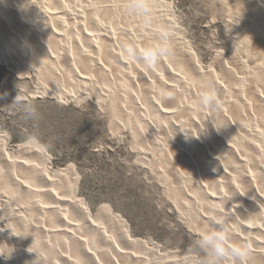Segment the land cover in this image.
Here are the masks:
<instances>
[{"label":"rangeland","instance_id":"1","mask_svg":"<svg viewBox=\"0 0 264 264\" xmlns=\"http://www.w3.org/2000/svg\"><path fill=\"white\" fill-rule=\"evenodd\" d=\"M113 1V4L116 3V8L120 9V13L114 12V15L108 6ZM173 1L70 0L69 2L66 0V4L69 5L68 9L73 8L71 11L73 13V3L79 2L84 10L97 12L100 17L107 20L106 22L111 21L116 28H121L125 33L135 28L134 31L139 36L145 37L147 44L144 42L143 49L146 50L149 59L154 60L153 51H159L161 48L159 52H164L166 57L168 56L170 64L185 77L188 76L187 84L182 83V87L177 88L180 91L171 88L173 80L167 76L164 77L166 84L160 83V86L151 85L149 81L143 80L145 70L149 73V77L156 81L153 74L149 72L151 68L145 60L135 59L133 55L131 56V50L130 69L135 70H123V64L115 59H108L106 53L102 54V60L108 64L109 71L103 70L100 66L98 68L95 63L98 58L95 48L89 47L85 39L81 40L82 46L85 47L82 48L80 42L74 39L79 37V33L83 31L80 26L74 24L72 18L68 20V28L54 21V27L58 26L57 30H62L61 33L64 34L58 40L47 29V23L44 21L45 24L43 19L35 16L34 11L23 10L24 22L27 23L25 24L17 19L16 10L9 0H0V140L6 143L7 151L12 158L16 157L15 159L23 156L17 151L20 146L32 145L41 148L48 157L49 174L67 173L66 179L64 178L66 181L64 179L62 181L63 186H69L68 182L74 185L75 197L87 205L97 220L104 219L102 209L111 210L114 216L126 222L134 239L154 247L161 258L153 264H239L241 257L236 258L233 252L227 251L224 247L225 254L215 251L213 244L217 241L215 239H218L216 236L218 231L210 225L208 227L202 221L204 220L202 214H198L205 211L206 215L212 213V216H218L210 211L211 208L216 207L221 216L219 218L232 226L229 222L231 219L220 211L223 209H218L220 205L209 204L212 200L203 194L205 188L199 191L189 184L190 177L196 175L197 171L189 168L182 158L173 155L175 147L169 144H172V141L179 142L178 134L167 126L168 122L165 119L156 115L149 101L151 92L154 90L155 93L160 92L155 95L156 98L160 97L157 100L162 102L163 106L166 104L176 106L179 102L185 101L189 106L194 103L195 108H200L198 100L204 94H209L214 95V100L209 107L215 108L224 98V92L214 88L213 77L215 76L222 85L229 89V93L232 92L229 98L237 100L244 97V108L246 109L249 103L255 105L257 102L255 100H258L257 91L259 89L264 91V0ZM46 2L52 7L51 0H46ZM126 29L128 30L125 31ZM39 31L46 37L44 39L48 42L47 45H51L48 51L35 42ZM48 39L49 41H46ZM188 52L195 55L203 70L208 71L209 76L198 80L195 73L187 72L188 69L183 60L189 57L186 56ZM223 63L231 68V75L223 73L220 67ZM73 67L91 80L75 75ZM155 67L161 73L159 67L157 65ZM126 71H130V74ZM137 71L140 74H137ZM186 72L189 74L187 75ZM145 85H148L147 88ZM208 88H211L210 91L213 92H210ZM189 90L199 91L201 94L199 99L193 98L192 100ZM219 90L220 93L217 92ZM182 95L183 97H180ZM138 99L148 105L143 104L151 113L150 122L144 117L146 112L139 109ZM25 106H31L34 113L26 111ZM258 106L262 107L261 104ZM247 112L249 119H244V141L253 140V142L260 141L261 143L264 127L260 124H264V110H256V112L248 110ZM156 117L159 119L157 120ZM258 135L260 138L257 137ZM208 143L213 151L218 149L213 141L208 139ZM246 145L249 144L244 143V146L240 148L245 149ZM245 150L250 158L254 155L251 148ZM167 155H170L169 158ZM32 161L36 162V160ZM172 161L177 162L178 165ZM19 175L24 174L19 171ZM179 178L182 179L179 181ZM1 184L0 189L3 187ZM181 186L190 189V194L197 195L198 200L194 196L191 198V195L187 199L189 195ZM214 188L213 184H209L210 191ZM244 188L250 190L246 186ZM5 189L4 186L3 192L0 190V200L3 199L2 202L8 205H16V199L4 193ZM191 201L196 205L190 203ZM195 207H198L197 210ZM20 210L24 211L21 208ZM215 219L218 218L215 217ZM246 220L244 218V223L248 224ZM0 224L3 228L5 227L4 229L11 230L10 233L14 232V229L18 230L15 225L12 226L5 219H0ZM233 228L237 231L238 227L233 224ZM246 230L247 228L244 227L245 233ZM244 232V236L247 237ZM253 235V237L259 236L257 233ZM28 242L24 236H21V246L17 248L22 245L30 247L31 251L34 250L32 251L33 256L22 254L19 249L12 251L13 253L7 249L8 252L3 253V258L9 261L7 264H45L48 261L46 264H51L54 262L53 254L48 255L45 249L43 251L41 244ZM230 243L237 249L244 251L248 249L244 247V242L238 239L231 240ZM39 253L40 255L43 253L44 256L47 253L48 258L45 256L46 259H43V254L41 257ZM249 256L246 252L244 260L250 262L249 264H262L261 261L257 262V259Z\"/></svg>","mask_w":264,"mask_h":264},{"label":"bare ground","instance_id":"2","mask_svg":"<svg viewBox=\"0 0 264 264\" xmlns=\"http://www.w3.org/2000/svg\"><path fill=\"white\" fill-rule=\"evenodd\" d=\"M9 1L15 8L16 16L19 21L24 22L23 10H28V11L32 10L35 12V16H37L38 19L41 18L43 19V22L45 21L47 23L46 25L47 29H49L51 34L55 35L58 38V40L61 39L64 34L61 33L62 30L60 31L59 29L57 30L58 26H56L57 28L54 27L55 26L54 21L55 23L56 22L59 23L60 26L68 28L69 27L68 20L72 18L74 24L75 25L77 24L78 26H80L81 30L83 31V33L82 32L79 33V37L74 38V39H77L80 42L81 44L80 46L82 48H85L82 46V43H83V42L81 43L82 39H85L86 44H88L89 47L95 48V50L97 51L96 54H98V58L96 57L97 59L95 60V63L96 65H98V68L100 66L103 70L109 71L108 64L102 60V54L106 53V55L108 56V59L110 58L115 59L117 62H120L121 64H123V68H122L123 70L124 69L131 70L130 68H131L132 62H131V59L129 58V54L131 50V56L133 55L135 59L141 58L145 60L148 67L151 68V71L149 72L153 74V77L156 81H153V79H151L152 77L151 78L149 77V73L147 71L145 70L143 71L144 76H145V79L143 80L145 81L147 80V82L149 81L151 85L160 86V83L166 84L164 77L167 76L173 80L172 84L171 85L169 84L171 88H173V90L180 91L177 88L180 86L182 87L181 85L182 83L187 84L188 82V81L186 82L188 76L185 77L184 74L176 70L170 64L167 58L168 56L166 57V54L164 52H161L162 54L159 52L160 50H162L161 48L159 51L157 50L153 51L154 55H152V57L155 56L154 60H151L148 58V54L146 50L143 49L145 37L139 36V34H137L134 31L135 28L131 30L126 29L125 31L128 30V33H125L124 30H122L121 28H116V26H114L113 23H111V21L106 22L107 20L105 21V19L100 17L97 12L93 10L90 11L87 9L84 10V8L80 5L79 2L73 3L74 12L72 13L71 11L73 10V8L72 10L68 9L69 5L66 4V0H51L52 7H50L51 5L48 2H46V0H9ZM68 1L70 2V0ZM74 1H77V0H74ZM113 3L114 1L111 2V4L108 3L109 5L108 4L107 5L110 6V10L112 14L114 15V12H119L120 9L116 8L115 6L116 3L115 4ZM113 7L115 10L113 9ZM71 15L73 16L69 17ZM131 26H133V24H131ZM71 28L72 27H70V29ZM36 31H38V29ZM44 37L45 36H43V33L39 31L38 35L36 36L35 42H37L36 44L39 45L41 48L46 49L48 51V48L51 49L50 48L51 45H47L48 42H45ZM71 39L73 38L71 37ZM46 41H49V39ZM146 41H147V37H146ZM79 42H76V43H79ZM100 43H102L103 45H101ZM145 44L147 43L145 42ZM153 45H156V44L153 43ZM160 46L162 47V45ZM155 49H158V48H155ZM163 53L165 56L163 55ZM51 54L53 55V53ZM186 56H189V57L187 59L183 58L184 59L183 61H184L186 68L188 69L187 72H192V74L195 73L198 76V80H200L201 77H204L207 75L209 76L208 71L203 70L197 58L192 52L190 53L188 52ZM155 65L159 67V69L161 70V73L155 67ZM76 67H73L72 69L75 75H77L78 77L82 79L91 80L88 76H85ZM220 67L223 73L227 75L232 74L231 68L226 63H223L222 66L220 65ZM132 70H135V69H132ZM129 72L126 71L127 74ZM109 73L110 72H108V74ZM138 73L139 72L137 71V74ZM139 76H138V79L141 77ZM133 79L135 81V78ZM213 82H214L213 83L214 88L216 90L221 89V92L222 91L224 92V96H223L224 98L222 99L223 101L220 102L219 104L217 103L218 106L215 108H212V107L210 108L209 106H201L200 108L198 107L195 108V106H193L194 103L192 106L190 105L191 106L190 107L184 100H183L184 102H179L178 105L176 104V106H167V104L166 106H163L164 104L161 105L162 102L160 103L157 100L160 97L158 98L157 96L156 98V95H155V94H159L160 92L155 93L154 90L151 92L152 95L150 96L149 102L151 103L153 111L156 113V115L165 119V121L168 122L167 126L169 128L171 127V129L176 131L178 134L179 142L172 141V144H169V145H172V147H175L174 148L175 154L173 155H176L177 157L182 158L185 164L189 168H191L192 170H195V172L197 171L196 175H193L192 177L188 176L190 177L189 184L193 188L199 191H202V188H205V190L203 191V194L207 195L205 197H208L212 200V202L209 204H213L214 206L220 205L218 206V209H223L220 211H223L226 217H229L231 219L232 222L231 221L229 222L232 223V226L226 223V221L224 222V220L219 218L221 216L219 215L216 207L211 208L210 211L214 212V214L215 213L218 214V216H212V213L211 215L210 214L206 215L207 213L204 214L205 211H203L204 213L198 214V215L202 214V216L204 217V220L202 221H204L208 225V227L210 225L214 228L215 231L216 230L218 231V235L216 236L218 238H222V246L227 251L233 252L234 249H237L230 242L231 240L238 239L240 242H244L243 245L245 248L248 247V249L246 248L247 250L245 251L247 252L248 256L251 255L249 257H253L257 259L256 260L257 262L259 260L262 262V264H264V136H263L261 143H259L260 141L253 142V140L248 141V142L244 141V129H245L244 119L245 120L249 119V117H247L248 115L247 111L251 110V112H256V110L258 111L264 110V91L262 92L261 89H259V91L256 90L257 91L256 95L258 96V100H255L257 101L256 104L254 105V104L247 103L248 107L246 109L244 108V97H240L237 100H233L228 97L230 96L229 94H231L232 92L229 93V89L226 86L222 85L221 82L215 76L213 77ZM135 84L137 83L135 82ZM151 87L152 89H154L153 86ZM138 89H140V86ZM190 90L189 92L191 93H189V96L191 95L192 100L193 98L199 99V97L201 96L200 92L199 91L197 92V90H193V91H190ZM210 92H213V91H210ZM217 92L220 93V90ZM215 95L217 97V94ZM172 97L174 98V96ZM180 97H183V95ZM139 99L137 100L139 109H141V111L144 110L146 112V116L144 115V117L148 120V122H150L151 113H149V109L146 110L147 107L145 108L147 104L145 105ZM259 104H261L262 107L258 106ZM256 106H257V109H256ZM142 118H143V114H142ZM252 120L254 119L252 118ZM255 126L256 124L254 125V127ZM260 126L264 127V124H260ZM257 127L259 126L257 125ZM263 130L264 129H262V131ZM258 131L260 134H262L260 130ZM257 133L258 132H256V134ZM161 134L159 135L161 136ZM171 136L173 137L172 134ZM257 137H259V135ZM246 138H248V136ZM208 139L209 141L211 140L217 145L218 149L216 151H213L212 148L209 146ZM234 140L237 142H235ZM244 143L249 144V145H246L245 149L251 148L252 153L254 152V155L251 158L250 156H248V152H246L244 148H240V146H244ZM7 149L8 148H6V143L3 140H0V183H2L3 187L5 186V188L7 189V190L6 189L4 190V193L9 194L10 197H14L18 203L16 202V205H8L2 202L3 199L1 198L2 200H0V219L7 220L8 223H10L12 226L15 225L18 230L14 229V232L10 233L11 230L9 231V229H4L5 227L3 228V226L0 224V264H7L9 262L8 260L3 258L4 256L3 253H5L6 251L8 252V250L11 251V253H13L15 252L16 249H19L20 253L28 254V255L32 254L33 256L32 251L34 250L31 251L29 249L30 247H26L22 245V247L17 248V246H21L20 244L21 236H24V238H26L29 242L33 241L34 244L37 242L39 245L41 244L43 246V251L45 249V251L48 252V255H50L49 253H52L54 256L52 260L55 259L54 262L52 261L54 264H153L155 261H157V259L161 258V255L158 254V252L154 249V247L151 246V244L149 245L146 242L134 239L128 230L126 222L120 219V217L114 216L111 210L102 209L101 213H103L104 219H102L101 221L97 220L92 214V212L89 211L87 205L83 203L82 200L77 199L75 197L74 185L72 184L70 185V182H68L69 186L67 185H66L67 187L63 186L62 181L67 175V173L64 174L65 173L64 172V173H58L54 175L49 174L47 170L48 157L46 156L47 154H45V152L41 148H37L32 145L20 146L17 151L19 152L20 155H23V156H20V158L18 159H15L16 157L12 158L9 152L7 151ZM168 156L170 155H167V157ZM28 158L32 160H36V162ZM172 162L174 163V161ZM175 163L177 164V162ZM178 168L182 169V167L180 168L179 166ZM19 171H21L24 175L20 176ZM177 171L175 173H177ZM177 175L179 176V173ZM182 178H179V181ZM181 182H183V180H181ZM66 183L67 182H65V184ZM209 184L214 185L215 187L214 190L210 191ZM244 186H246L250 190L246 189L247 190L246 191ZM183 188L186 191V194L188 193L189 195L187 196V199L191 195V198L195 197V199L198 200L196 197L197 195L194 196L192 195V193L190 194V189H187L185 186ZM2 189H0L1 192H3ZM193 193L195 194V192ZM190 203H192V201ZM192 204H195V203H192ZM20 208L23 209L24 211H21ZM197 208L195 207L196 210ZM210 211L208 212L210 213ZM215 217L218 219H215ZM244 218L247 219L246 222L248 224L244 223L245 222ZM233 224L234 226L238 227L236 228L237 231L233 228ZM244 227L247 228L246 233L244 232ZM16 231L17 233H15ZM243 232L247 235V237L244 236ZM254 233H257L259 236L253 237ZM60 239H61V242H59ZM214 245L215 244H213V246ZM44 254H43V257H44L43 259L48 258L47 253L45 255L46 258ZM215 254L217 255V253ZM232 254H229V255H232ZM240 260L241 262L237 260V262H240L239 264H249L250 263L244 260V257H241ZM223 262L225 261L223 260Z\"/></svg>","mask_w":264,"mask_h":264},{"label":"clouds","instance_id":"3","mask_svg":"<svg viewBox=\"0 0 264 264\" xmlns=\"http://www.w3.org/2000/svg\"><path fill=\"white\" fill-rule=\"evenodd\" d=\"M214 100V95H209V94H204L200 100L198 101V103L201 106H209L212 104ZM25 110L31 113H34V109L31 108V106H25ZM215 249L217 251V253L222 254L224 249L222 246V238H218L216 243H215ZM233 255L236 257H244L246 255V252L242 249H234L233 250Z\"/></svg>","mask_w":264,"mask_h":264}]
</instances>
